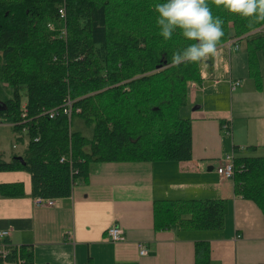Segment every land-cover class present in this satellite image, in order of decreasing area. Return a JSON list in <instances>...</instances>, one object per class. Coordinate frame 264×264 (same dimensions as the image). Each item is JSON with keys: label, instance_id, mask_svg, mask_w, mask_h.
Returning <instances> with one entry per match:
<instances>
[{"label": "trees", "instance_id": "obj_1", "mask_svg": "<svg viewBox=\"0 0 264 264\" xmlns=\"http://www.w3.org/2000/svg\"><path fill=\"white\" fill-rule=\"evenodd\" d=\"M163 2L0 0V80L12 89L0 117L9 118L20 133L13 148L26 143L9 159L0 151V171H26L31 196L59 198L68 196L76 181H86L96 162L191 158V119L181 116L180 108L189 82L203 78L199 63L172 65L173 54L193 42L180 30L163 39L154 7ZM208 5L223 20L220 44L246 37L247 75L259 88L264 34L248 32L264 21L233 14L213 0ZM67 99L69 116L62 111ZM73 116L79 121L74 127ZM236 150L233 193L255 203L264 220V155ZM23 195L22 181L0 182V196ZM225 212L223 198L156 199L153 228L221 229ZM10 247L7 261L20 257L33 264L31 245ZM193 259V264H211L207 240L194 242Z\"/></svg>", "mask_w": 264, "mask_h": 264}, {"label": "crops", "instance_id": "obj_2", "mask_svg": "<svg viewBox=\"0 0 264 264\" xmlns=\"http://www.w3.org/2000/svg\"><path fill=\"white\" fill-rule=\"evenodd\" d=\"M238 50L222 43L216 57L199 63L203 79L189 87L180 108L191 119L189 160L93 163L88 179L73 183L52 206L34 204L26 171H0L11 176L0 182L22 181L25 190L19 197L0 196V228H12L8 241L31 245L33 264H193L196 240L209 242L211 264L264 263L261 211L233 193L231 177L216 172L234 147L235 154L264 155V81L256 88L247 69L234 71L233 61L245 60ZM231 79H242L234 91ZM235 97H241L237 107ZM189 198L225 199L223 227L153 228V200ZM113 224L123 231L119 241L107 237Z\"/></svg>", "mask_w": 264, "mask_h": 264}, {"label": "clouds", "instance_id": "obj_3", "mask_svg": "<svg viewBox=\"0 0 264 264\" xmlns=\"http://www.w3.org/2000/svg\"><path fill=\"white\" fill-rule=\"evenodd\" d=\"M233 14L254 22L264 21V0H213ZM157 25L164 40H169L177 30L190 43L173 54L172 65L201 63L216 57L224 36L223 20L212 15L208 0H166L157 3Z\"/></svg>", "mask_w": 264, "mask_h": 264}, {"label": "built area", "instance_id": "obj_4", "mask_svg": "<svg viewBox=\"0 0 264 264\" xmlns=\"http://www.w3.org/2000/svg\"><path fill=\"white\" fill-rule=\"evenodd\" d=\"M263 29H264V25L253 29L250 33H259ZM237 41H238L237 38H232V39L227 40L225 44L228 46V48L237 49L238 48ZM240 82H241L240 79H233V80L231 79L229 82L230 89L231 90L236 89L240 85ZM199 84L200 83L195 80L190 81L191 87H196ZM71 105H72V102L68 99L65 100L64 104L62 105L63 106L62 111L66 113L68 116L71 112ZM54 113H55L54 111H51L49 113V116L52 117ZM222 128L227 132L230 131L228 123L223 124ZM233 154H234V149L231 153L225 155L223 164L220 167L216 168V172L221 177H231L232 176L233 174V164H232ZM33 202L35 205H38V206H42V205L52 206L55 203V197H45V196L37 195V196H33ZM11 229H12L11 227L0 228V259L3 260L5 264H8V261L7 259H5V257L10 252V248H11L10 245L11 246L13 245L11 242L9 243L8 241H6L8 240V237L10 236ZM122 232H123L122 229L117 224H113L106 229L107 237L112 241L121 240L123 238ZM17 249H18V246H17ZM146 252H147L146 246L142 243H139V254L142 255V254H145ZM12 264H24V261L20 257H17V259L13 261Z\"/></svg>", "mask_w": 264, "mask_h": 264}, {"label": "rangeland", "instance_id": "obj_5", "mask_svg": "<svg viewBox=\"0 0 264 264\" xmlns=\"http://www.w3.org/2000/svg\"><path fill=\"white\" fill-rule=\"evenodd\" d=\"M251 31H249L248 33H250ZM259 33L264 34V29L262 31H260ZM253 34H257V33H253ZM245 38L246 37H243L241 40H238V43H237L238 47H239L238 52H240L244 56H245L246 46H247ZM229 49H231V48H229ZM258 65H259V71H260L261 75L263 76V74H264V50L258 51ZM232 67H233L234 71H237V72L241 71L244 73V71L246 69V57H245L244 61H241V63H238L237 60L233 61ZM247 79H250L251 82L254 84L253 80L250 77ZM222 80H224V79H222ZM240 81L242 82V79ZM261 81H264L263 78H261ZM189 87H191L190 82H189ZM229 90H228V92H229ZM19 91L21 94V104H23L24 102H26V88H25V86L21 85L19 88ZM11 96H12L11 87L8 84H6L5 82H3L2 80H0V99L5 100ZM259 97H261V96H259ZM239 99H241V97H235L233 99V105L235 107H237ZM230 103H231V100H230V97H228V104H230ZM10 122L11 121L9 118L0 117V151L5 152L4 159H9L10 153L18 152V150L20 148L18 146L13 148V144L19 143V142L15 141V138L18 137V135H20V133L12 130ZM78 123H79L78 119L75 116H73L72 117L73 127ZM83 133L88 134L89 130L83 129ZM25 139H26V137H25ZM25 144L26 143L23 142V143L19 144V146L23 147V146H25ZM6 173L7 172H0V181H3L5 179L11 177V176H9V174H6ZM24 173L28 174L27 172H24ZM28 176H29V174H28ZM3 263H4V261H3ZM8 264H12V262L8 261Z\"/></svg>", "mask_w": 264, "mask_h": 264}, {"label": "water", "instance_id": "obj_6", "mask_svg": "<svg viewBox=\"0 0 264 264\" xmlns=\"http://www.w3.org/2000/svg\"><path fill=\"white\" fill-rule=\"evenodd\" d=\"M5 109V103L4 101L0 100V110ZM18 159H21L20 157H18Z\"/></svg>", "mask_w": 264, "mask_h": 264}]
</instances>
